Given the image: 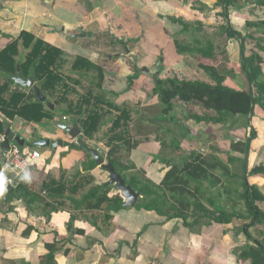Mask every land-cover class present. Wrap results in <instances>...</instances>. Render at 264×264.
Returning a JSON list of instances; mask_svg holds the SVG:
<instances>
[{"label":"crops","instance_id":"obj_1","mask_svg":"<svg viewBox=\"0 0 264 264\" xmlns=\"http://www.w3.org/2000/svg\"><path fill=\"white\" fill-rule=\"evenodd\" d=\"M238 5L239 8L229 9L232 28L243 35L262 36L264 26L248 28L245 21L264 20V5L256 0H239ZM222 10L218 0H0V51L12 49L14 46L10 44L20 40L22 32L34 36L33 42L27 36L26 41L39 40L45 46L60 49L63 73L70 75L64 76L65 84L70 86L63 92L68 103L77 102L87 93L94 76L89 72L85 75L88 79H83L77 72H71L73 58L80 56L102 67V88L113 103L131 111L129 131L141 137L126 157L156 183L161 182L172 162H182V154L192 150L210 154L214 146L228 149L229 134L232 140L248 137L254 127L256 137L250 142L249 171L253 165L264 166V108L255 104L251 115L238 116L229 128L230 122L205 123L191 118V114L204 113V108L194 101L176 100L174 111L169 117L164 116L160 103L150 92L155 83L150 72L156 70L159 62L158 77L178 76L189 69L196 70L200 64L216 66L220 71L223 56L228 61L225 70L230 67L233 71L231 75L220 71L225 75V84L237 89L249 88L241 61L252 48L249 53L247 50L241 53L239 41L227 37L223 27L228 23L220 14ZM181 19L189 25L183 27ZM208 41L214 45L212 56L197 51L180 52L176 45L179 42L182 46L203 49ZM16 48L19 59L29 51L21 42ZM256 50L264 71V50ZM30 71L31 75L25 74L18 64L15 73L0 74L1 80L9 84L6 99L16 91L37 99L30 87L14 80L21 73L25 78L32 77L40 87L43 80L34 76L33 68ZM199 80L213 83L207 77ZM41 91L46 95L45 107L50 109L47 103L53 104L52 120L29 121L18 114L11 115L13 110L9 107L6 112L2 111L0 105V134H5L7 123L24 140V147L40 148L42 153L38 166L30 168L32 180L25 184L27 189L11 190L6 192L11 197H0V264H250L249 258L238 257L244 245L252 244L246 235L247 221L242 217L233 218L229 223L201 217L190 226L185 221L192 223L193 217L166 218L134 206L113 212L111 218L105 217L106 210L87 208L94 201H84L85 193L92 185L108 182V172L101 166L90 172L82 170L84 154L64 146L73 139L57 125L58 122L71 125L73 116L64 113L65 103L58 105L54 98ZM187 106H194L195 110L185 120H178L177 107ZM108 127L109 122L101 127L99 131L107 128L102 136ZM150 128H158L155 135L150 133ZM191 136L196 139L189 140ZM40 138H49L51 142L61 139L62 145L33 144ZM95 140L85 141L98 148L105 158L101 146L107 147ZM219 155L227 159L225 154ZM2 161L0 149V166ZM78 170L85 174L81 180L76 177ZM247 181L256 184L264 194V174L247 176ZM111 185L110 195L119 192ZM80 201L83 204L79 207ZM263 229V224L256 223L250 233L260 239ZM49 253H53V259L46 258Z\"/></svg>","mask_w":264,"mask_h":264},{"label":"trees","instance_id":"obj_2","mask_svg":"<svg viewBox=\"0 0 264 264\" xmlns=\"http://www.w3.org/2000/svg\"><path fill=\"white\" fill-rule=\"evenodd\" d=\"M238 1L218 0V4L223 6L220 14L227 19L228 23L223 27V30H225L228 38H235L239 41L241 53L246 50L244 41L247 37L255 40L250 54L242 58L241 61L245 77L247 78L248 75L251 77V87L246 89L231 87L225 84V75L216 66L204 64H200V67L210 76L213 83L199 79L180 78L177 75L158 77L151 91L157 102L160 103L162 115L169 117L174 110L176 100L194 101L202 104L205 112L201 115L194 113L190 117L197 122L205 123H228L241 115L248 117L253 113L252 107L255 104L264 108V71L258 63L260 56L256 50H264V34L262 36H253L252 33L243 35L240 31L232 28L228 20L229 9L239 8ZM256 2L264 5V0H256ZM180 22L183 27L189 25V22H185L183 19ZM245 25L248 28L264 26V20L257 22L246 20ZM26 36L33 42V35L22 32L20 35L22 41L17 39L10 44L14 46L12 49L4 48L0 51V74L8 71L15 73L18 64L25 74L31 75L29 70L33 68L34 76L43 80L40 85L41 89L52 99L54 98L56 104H66L64 113L73 116V122L82 129L80 136L84 141L87 138H95L98 142L103 140V137H98L97 133L104 124L109 122L108 132L105 134L107 140L104 143L108 148L105 159L110 161L116 170L122 174L126 183L139 192L140 196L134 207L155 211L160 215H165L166 218L182 217L187 220L189 217H193L194 222L185 221L190 226L201 217H206L209 221L216 223H229L233 218L242 217L247 221L245 222L246 235L252 244L244 245L238 257L249 258L250 264H264V229L261 230L262 237L260 239L250 233V228L256 223L264 225V209L262 208L264 194L256 184L248 183L243 173L246 141L248 137L251 140L256 137L254 127H251L248 137H237L236 140H232L227 150L213 148L210 154H203L199 150L182 154V162H172L161 182L156 183L146 177L142 171H137L136 165L126 157V153L134 148L141 138H133L129 131V122L132 119L131 111L127 107L117 105L108 99V92L102 88L104 79L102 67L80 56L73 58L70 63L71 72H77L80 78H85V75L92 71L94 76L87 93L82 95L77 102L68 103L65 101L67 97L63 95V92L67 91L70 86L65 84L64 76L70 77V75L63 73L62 51L50 45L45 46L43 41L35 40L34 43L26 41ZM241 37L243 41H240ZM20 42L25 49H29L27 54H22L21 59L18 58L20 54L16 48ZM176 45L180 52L197 51L204 56L213 55L214 45L210 41L203 49L182 46L179 42H176ZM8 86V82H3L0 77L2 111L6 112V108L9 107L13 110L11 115L18 114L20 117L36 123H40L44 118L53 119L52 111L45 107L44 102L37 99L32 100V98H28L30 95H26L22 91L12 92L11 97L6 99ZM63 89L64 91H61ZM104 104L110 106V109L116 110L117 113L103 109L102 105ZM209 111L212 114L208 113ZM64 146H68L70 150L82 151L84 154L83 171L90 172L97 166L90 153L83 150L76 141L64 143ZM220 153L225 154L227 159H222ZM125 157L128 162H125ZM239 163L240 168H238ZM101 168L103 167L101 166ZM256 174H264L263 165H253L247 176ZM76 177L81 180L85 174L78 170ZM88 178L92 182L94 181L92 176ZM25 184L7 189L0 197L5 195L11 197L6 193L11 190L27 189ZM112 187L113 185L108 182L92 185L85 193L84 201L91 199L94 202L86 207L91 208L90 210L94 207L106 210V218H111L113 212L125 208L120 192L110 195ZM213 189L220 191V198H227L233 205H241V210L236 209L235 206L227 209L220 204L219 195ZM82 204L83 201H80L79 207ZM93 223L96 222L93 221ZM46 258L53 259V253L47 254Z\"/></svg>","mask_w":264,"mask_h":264},{"label":"water","instance_id":"obj_3","mask_svg":"<svg viewBox=\"0 0 264 264\" xmlns=\"http://www.w3.org/2000/svg\"><path fill=\"white\" fill-rule=\"evenodd\" d=\"M243 56L244 55H242V57ZM160 65L161 64L159 62L156 70L154 72H150L153 75L154 82L157 81L158 74L161 69ZM145 71L149 72L148 69H145ZM14 80L23 86L30 87L34 91L37 100L42 101V102L46 100V95L41 91L40 87L34 83V80L32 77L25 78L22 76L21 73H19L17 76L14 77ZM247 81H248V86L250 88L251 87V77L249 75L247 76ZM47 106L50 109H53V104L51 102L47 103ZM57 125L61 129L66 131V133L72 139H75L76 143L79 144L83 150L90 153V155L92 156L97 166H102L103 169H105L108 172V175H109L108 183L114 184L115 188L121 193L123 200H124L123 206H134L140 196L139 192L136 191L130 184L126 183V180L124 179L122 174H120L116 170V168L110 161L105 160V158L100 153L98 148L88 145L86 141H84V139L80 136L81 130L78 124L74 122L71 125H69L64 122H58ZM5 132H6V137H5V140L2 143H0V148L7 147L10 141L12 140L17 141L19 145L21 146L24 145V140L19 135L15 134V131L13 129H10V125H8L7 123L5 124ZM250 142H251V138L248 137L246 141L244 161H243V173H244L245 178L247 177V173H248V157H249V150H250ZM33 144L38 145V146H49V145L56 146V145H62V140L57 139L56 141L51 142L49 138H40L34 141Z\"/></svg>","mask_w":264,"mask_h":264},{"label":"rangeland","instance_id":"obj_4","mask_svg":"<svg viewBox=\"0 0 264 264\" xmlns=\"http://www.w3.org/2000/svg\"><path fill=\"white\" fill-rule=\"evenodd\" d=\"M206 37H208V40L210 39L209 38V34H206ZM214 42H215V40H214ZM245 42H246V50H247V52L249 53L250 52V49L254 46V42H255V40L254 39H252V38H250V37H247L246 38V40H245ZM224 57L225 56H223L222 57V60H223V62L220 64V66L222 65V68L220 69V71L221 72H224V74H226V75H231L232 74V70H231V68L229 67L228 68V70H225L226 69V65H225V63H227L228 61H226L225 59H224ZM200 66V65H199ZM199 66H197V68H196V70L195 69H189V70H187V71H185V72H183L182 74L181 73H178V76L179 77H181V78H185V79H191V80H194V79H199V78H205V77H207V78H209V80L211 81V82H213V80L210 78V76H208V74L202 69V71L198 68ZM92 72V71H91ZM168 75H171V74H168ZM163 77V76H162ZM244 78H245V80L247 79L245 76H244ZM83 79H88V78H83ZM229 86H231V87H234L233 85H229ZM152 90V89H151ZM150 90V92L152 93V91ZM86 90H83V92L82 93H86L85 92ZM112 98V97H111ZM111 102H112V100L110 99V98H108ZM197 105H198V103H197ZM201 107H202V104H199ZM103 109H105L106 111H110V112H113V113H117V111L116 110H114V109H110V106H108L107 104H104L103 105ZM188 109H190L189 111H188ZM196 109H199L198 107H196ZM195 110V107L193 106V107H189L188 108V106L187 107H177V109H176V112H178L177 114H176V116H170V118H174V117H176L178 120H182V118L185 120V116H187V114H191V112H193ZM174 111V110H173ZM205 112V111H204ZM153 113H154V115L155 114H157V109L155 108V109H153ZM237 118V117H236ZM73 119V117H71L70 118V120H72ZM235 118H233L232 119V121L229 123V124H227L228 126H229V128L232 126V122H233V120H234ZM132 120V119H131ZM168 121H170V120H168ZM72 122H73V120H72ZM131 122V121H130ZM130 122H129V125H130ZM107 125H105V127H106ZM155 126H158V124L157 125H155ZM104 127V128H105ZM159 128L161 129V127L159 126ZM107 130V128L106 129H103V130H101V131H99L98 133H97V136L98 137H103V140H101V141H103L104 143L106 142V140H107V137H106V135L104 136H102V134H104V131H106ZM150 133H153L154 135H155V132H157L158 131V128L157 129H155V128H150ZM217 131H219V128L218 129H216V132ZM130 133H131V131H130ZM131 135H132V137L133 138H135V139H140L139 137H137V136H135L136 134L134 133V131H133V133H131ZM70 137V136H69ZM71 138V137H70ZM90 139V138H89ZM94 139L95 138H91L90 140L92 141H94ZM190 139H196V138H194V137H190L189 138V140ZM232 139H234L233 137H232V135L231 134H229L228 135V141H232ZM214 142H216L215 144H217V145H219L218 143H217V140L216 139H212ZM73 141H75V139H73ZM72 141V142H73ZM92 141V142H93ZM97 143H98V141L97 140H95ZM101 141H99V142H101ZM201 142H206V141H203V140H200ZM105 145V144H104ZM192 145H194V144H192ZM224 145V144H223ZM99 146V145H98ZM101 146V145H100ZM99 146V147H100ZM102 148V152L104 153V156H106V152H107V148H105V147H103V146H101ZM213 148H215V149H219L218 147H216V146H214ZM39 150H40V148H39ZM224 150H227V149H224ZM41 151V150H40ZM205 152H207V151H205ZM175 153H177V151H175ZM226 156V155H225ZM125 162H128V159L125 157ZM238 168H240V163L238 164ZM249 169V168H248ZM137 171H138V169H137ZM139 171H142V170H139ZM142 173L145 175L146 174V172H144V171H142ZM141 173V174H142ZM142 174V175H143ZM146 176V175H145ZM247 178V177H246ZM205 185H207V183L205 182ZM213 191L214 192H216L218 195H219V202H220V204H222L223 206H225L227 209H231L232 208V206H235V208L236 209H238V210H241V205H233L227 198L226 199H224L223 197H221L220 198V196H221V194H220V191L219 190H215V189H213ZM206 205V204H205Z\"/></svg>","mask_w":264,"mask_h":264},{"label":"built area","instance_id":"obj_5","mask_svg":"<svg viewBox=\"0 0 264 264\" xmlns=\"http://www.w3.org/2000/svg\"><path fill=\"white\" fill-rule=\"evenodd\" d=\"M63 119H66L63 116ZM5 140V134H0V143ZM42 153L36 148L28 149L27 147H21L16 141H11L5 148H1V166L5 163H9L12 166L27 162L29 169L31 166H38V161L41 159ZM18 171V169H17ZM9 183L6 185L7 189L16 188L24 182L19 181V177L16 172H8Z\"/></svg>","mask_w":264,"mask_h":264},{"label":"clouds","instance_id":"obj_6","mask_svg":"<svg viewBox=\"0 0 264 264\" xmlns=\"http://www.w3.org/2000/svg\"><path fill=\"white\" fill-rule=\"evenodd\" d=\"M5 137H6V132H5ZM21 147H24V145H22ZM8 172H16V175L19 177V181H22L24 183H30L32 180V173L28 167L27 162L16 164L15 166H12L9 163H5L2 166H0V195H3V193L7 190L6 185L10 182L7 175Z\"/></svg>","mask_w":264,"mask_h":264}]
</instances>
